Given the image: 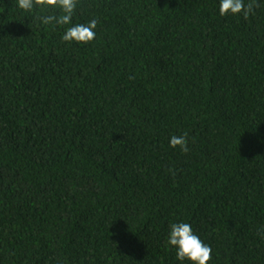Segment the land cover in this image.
Here are the masks:
<instances>
[{
	"label": "trees",
	"instance_id": "1",
	"mask_svg": "<svg viewBox=\"0 0 264 264\" xmlns=\"http://www.w3.org/2000/svg\"><path fill=\"white\" fill-rule=\"evenodd\" d=\"M245 4L250 0H244ZM0 0V264H264V0ZM98 20L96 39L68 27ZM188 133L190 151L170 146Z\"/></svg>",
	"mask_w": 264,
	"mask_h": 264
},
{
	"label": "clouds",
	"instance_id": "2",
	"mask_svg": "<svg viewBox=\"0 0 264 264\" xmlns=\"http://www.w3.org/2000/svg\"><path fill=\"white\" fill-rule=\"evenodd\" d=\"M79 0H18V7L24 11L32 12L35 9L51 8L60 11V15H35V20L47 25H69L77 9ZM255 0L245 4L244 0H220L219 13L221 16L228 14H242L247 19L254 14V8L258 7ZM98 20L92 19L87 24H75L68 27L62 35L64 42L73 41L80 44H89L95 41ZM188 133L181 136L173 135L170 138V146L179 147L181 152L188 153ZM167 243L176 249V259L183 262L188 260L191 264H209L212 259V248L205 244L192 230L189 223H172L167 238Z\"/></svg>",
	"mask_w": 264,
	"mask_h": 264
}]
</instances>
